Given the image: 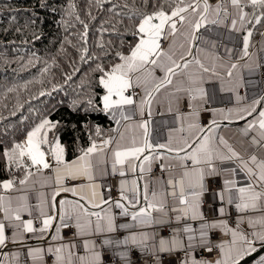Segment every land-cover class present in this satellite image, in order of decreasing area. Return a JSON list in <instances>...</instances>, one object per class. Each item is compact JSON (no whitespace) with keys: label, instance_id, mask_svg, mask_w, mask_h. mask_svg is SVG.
Masks as SVG:
<instances>
[{"label":"snow or ice","instance_id":"1","mask_svg":"<svg viewBox=\"0 0 264 264\" xmlns=\"http://www.w3.org/2000/svg\"><path fill=\"white\" fill-rule=\"evenodd\" d=\"M92 3L110 18L96 29L90 47L89 25L75 15L83 31L73 47L92 73L81 86L98 99L90 97L85 111L109 117L115 128L105 133L98 125H81L88 143L78 145L72 159L57 134L59 122L49 118L17 140L0 139V170L6 177L0 179V264H106L105 251L118 247L139 249L152 264H162V253H180L176 264H241L259 253L264 248V96L216 111L205 107L204 85L218 80L223 90L236 92L243 70L264 67V43H253L257 26L264 27V0ZM74 13L70 3L68 15ZM209 26L242 34L240 50L225 48L222 55L205 39ZM243 99L237 93V102ZM202 113L211 114L207 124L201 123ZM167 114L172 126L154 135V117ZM221 120L246 122L234 142L219 134ZM229 163L233 166L224 167ZM239 172L245 174L244 185L233 179ZM107 176L120 177L116 196L99 182ZM221 176L216 196L225 207L209 217L203 211L206 181ZM227 206L236 213L231 225L220 218L229 215ZM118 217L127 222L118 223ZM159 228L169 234L160 236ZM131 229L140 230L112 238ZM218 232L228 239L214 240ZM26 237L43 246H28ZM118 256L130 264L126 251ZM255 264H264V255Z\"/></svg>","mask_w":264,"mask_h":264},{"label":"trees","instance_id":"2","mask_svg":"<svg viewBox=\"0 0 264 264\" xmlns=\"http://www.w3.org/2000/svg\"><path fill=\"white\" fill-rule=\"evenodd\" d=\"M70 3L75 4L72 16L68 15ZM75 15L89 25V46L93 47L96 29L110 13L101 11L92 0H0V139L5 142L19 139L49 118L59 122L57 134L68 145L72 159L78 145L88 143L81 125H98L105 133L115 128L109 117L85 111L90 97L94 102L98 99L81 86L92 73L73 47L83 31ZM261 32L264 27L257 26L253 43ZM2 178L6 177L0 170Z\"/></svg>","mask_w":264,"mask_h":264},{"label":"crops","instance_id":"3","mask_svg":"<svg viewBox=\"0 0 264 264\" xmlns=\"http://www.w3.org/2000/svg\"><path fill=\"white\" fill-rule=\"evenodd\" d=\"M215 2V1H213ZM242 34L237 33H231L228 30H226L223 27H213L209 26V29L207 33L205 34V39L211 41L212 43L216 44L220 50V53L223 55L224 49L228 48L233 51V53H236L240 50V36ZM260 43H264V37L260 36V38L257 40L256 44L257 47H259ZM262 68L259 69H252V70H243V81L241 85L237 88L236 92H229L223 90V86L221 85L220 81L218 80H212L207 82L204 87L209 93V100L208 104L205 105L206 108H210L216 111L223 110L227 112L229 109H235L242 107L248 103H251L254 99H259L260 97L264 96V77L262 75ZM237 93L243 97L244 99L240 102H237L236 95ZM158 111H162V108L158 109ZM172 114H167L165 116H155L153 121V128H154V135L157 131H163L167 132L168 128L172 126ZM211 118L210 113H202L201 121H204L205 124L209 122V119ZM251 119V117H249ZM245 121H227V120H221L220 121V128L218 129V132L220 135H223L226 139H229L230 142L235 141V137L239 135V130L245 125ZM115 134V133H114ZM113 134V135H114ZM163 142V141H161ZM233 165L225 164L224 167H232ZM131 179L132 177H128ZM114 179V180H113ZM120 177L118 176H107L103 180L99 181L102 185H108L111 186L112 183H114L115 187L119 181ZM213 179H217L220 183H222L223 177H213L209 178L207 183V190L204 193V204H203V211L206 216L212 217L214 213V209H217L219 207H225L224 203L221 202L217 196L216 193L220 191L219 189L211 190V182ZM233 179H235L238 183V185H244L246 181L245 174L243 172H239L233 176ZM59 199V198H58ZM233 209V206H227L226 207V213L230 215V211ZM234 211V210H233ZM235 213V212H234ZM229 215H226L224 217H220L221 219L228 220ZM236 215V213H235ZM118 223H126L127 219L123 217H118L117 220ZM229 222V220H228ZM231 225V223L229 222ZM55 225H53V228ZM140 229H131V230H118L116 233L111 234L113 239L116 240H122L126 235H128L129 231H138ZM146 231H152V229H145ZM160 236H167V231H170V229L166 228H159L157 229ZM51 235V233H50ZM215 238L214 240L220 241V240H227L228 236L224 235L223 233H216L213 235ZM212 237V238H213ZM51 242V241H49ZM25 243L28 246H43L41 244V241L34 239V238H28L26 237ZM127 252V255L129 257L130 264H137L134 262L133 257L138 256L145 258L140 264H152V258L148 257L146 255H143L141 250L136 248L129 247L128 249H125L123 247L118 248H109L105 251V259H113L115 262L113 264H126V262L119 259L118 253L120 252ZM181 254L180 253H162L161 261L162 264H165V262L162 260V257L165 256L167 259H177ZM264 255V254H262ZM248 257V256H246ZM245 257V258H246ZM258 258V257H257ZM256 258V259H257ZM150 259V260H148ZM255 259V260H256ZM255 260L252 261L250 264H255Z\"/></svg>","mask_w":264,"mask_h":264},{"label":"built area","instance_id":"4","mask_svg":"<svg viewBox=\"0 0 264 264\" xmlns=\"http://www.w3.org/2000/svg\"><path fill=\"white\" fill-rule=\"evenodd\" d=\"M213 1H215V0H213ZM262 75L264 77V68H262ZM201 123L205 124L204 121H201ZM210 184H211V190L219 189L220 185H221V183L217 179H213ZM111 187H112V195L116 196V187H115L114 183L111 184ZM208 216H210L209 212H208ZM234 216H235V213H234V211L232 209L230 211V215H229V218H228V220H229V222L231 224H232L231 217H234ZM167 234H169V231H167ZM213 239H215V238L213 237ZM133 260H134L135 263L140 264L143 260H145V258L134 256ZM148 260H150V259H148ZM162 260L165 262V264H176V260L175 259H167V257H165V256L162 257ZM105 262H106V264H113L115 262V260L106 258Z\"/></svg>","mask_w":264,"mask_h":264},{"label":"water","instance_id":"5","mask_svg":"<svg viewBox=\"0 0 264 264\" xmlns=\"http://www.w3.org/2000/svg\"><path fill=\"white\" fill-rule=\"evenodd\" d=\"M262 254H264V248H261L259 253H253L251 256L244 258V260L241 261V264H250L257 257H259V255H262Z\"/></svg>","mask_w":264,"mask_h":264}]
</instances>
